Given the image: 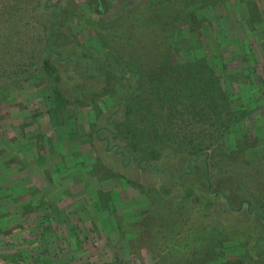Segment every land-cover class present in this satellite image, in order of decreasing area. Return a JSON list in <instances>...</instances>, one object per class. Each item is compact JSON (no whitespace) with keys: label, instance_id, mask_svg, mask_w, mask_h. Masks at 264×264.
<instances>
[{"label":"rangeland","instance_id":"1","mask_svg":"<svg viewBox=\"0 0 264 264\" xmlns=\"http://www.w3.org/2000/svg\"><path fill=\"white\" fill-rule=\"evenodd\" d=\"M136 1L110 0L113 8L103 17H110L115 9L128 7ZM245 1L229 0L227 5L206 11L195 21L192 33L193 38L202 39L205 46L213 45L216 58L225 61L224 69L219 68L220 74L249 72L250 82L256 85L251 93L247 83L239 82L241 74L236 76V82L231 79L232 82L225 85L229 94L232 90V95L240 99L232 101L235 103L230 105L232 108L241 105L240 101L249 102L253 107L246 119L249 123L245 121L246 125H243L246 137L240 134L241 124L232 125L227 129L226 140L232 146L235 140L242 141L243 138L246 148H251L245 152L235 148L230 157H226V149L221 151L224 157L211 158L210 149H203L198 156H190L170 141L158 140L154 145L148 137L141 147L133 150L135 155H142L143 160L128 159L121 163L119 155L105 149L106 146L114 149L118 146L126 153L131 151L129 135L123 131V126H119L124 105L114 104L115 97L125 93L130 80L120 78V81L117 69H111L106 58H98L97 65L89 64L96 72L91 77L88 70L80 73L75 62L51 57L49 63L59 76L57 82L52 81L51 76L43 72L38 55L47 57L41 42L50 21V7L63 4L64 0H47V7L43 6L44 0H22L26 12L21 20H17L26 25L16 32L7 28L10 24L5 22V11L11 10L15 6L13 3L19 4V0H0V36L4 33V39L0 37V72L5 73L0 76V166L4 167L0 181L17 183L15 187L7 186L0 191L6 197L5 202L0 203V222L6 227L15 225L9 234L0 235V264L3 263L2 256L7 252L14 253L16 248L14 259L21 255L24 259L37 255L40 247L29 253L25 251V255L22 253L24 248L27 250L32 246H29L31 240L40 238V232L47 243V254L56 259L53 264L58 261L62 264H161L155 258L159 248L154 242L160 243L162 236L156 239L148 236L142 222L149 204L156 208L161 206L158 202L163 198L156 197L161 192L168 193L165 197L168 202L170 198L176 201L177 206L172 209L179 210L176 216L189 219L197 212L199 217L202 213L207 215L208 223L212 217L217 219V224L224 230L223 257L227 261L221 257L207 264H248L249 259L259 255L262 257H258L255 264H264V240L257 235L256 214H251L257 207L258 198L247 181L249 175L255 174L247 169L248 165L250 169H264V52L258 40L264 39V0H250L253 20L248 14L249 8L245 14L241 5ZM32 11L36 12L32 14ZM84 12L90 16L86 10ZM60 31L63 30H59L55 38V50L67 57H78L77 48L70 46L74 38L67 32L60 34ZM89 32L84 29L79 40L82 46L91 49L95 48V42L89 38ZM5 33L16 39L12 46L15 51L7 46L9 35L5 36ZM204 35L210 41L214 38V43L208 45ZM35 62L37 71H33L28 79H22L23 69ZM12 71L18 72L15 80L6 77L11 76ZM223 81L224 78L222 84ZM53 85L61 89L69 101L63 109L53 107L48 92ZM97 101L104 103L101 110L97 109ZM107 119L111 124L118 123L113 135L108 133ZM91 123L93 128L99 129V139L87 134ZM186 126L195 130L204 124L201 120H192ZM146 127L150 130L166 125L150 122ZM253 147L257 150H252ZM151 149L159 152L158 158L145 155H149ZM250 161L253 163L248 164ZM3 163L9 165L5 167ZM150 163L155 165L154 170L153 166H148ZM109 169L115 177L107 175ZM206 173L210 189L205 182ZM181 175L184 177L179 179ZM8 191L11 193L7 194ZM185 194H189L188 203L179 201ZM42 196L46 199L39 205L37 198ZM26 203L31 207L29 214L22 210ZM192 204L197 208H191ZM45 226L48 229H43ZM175 228L170 226L169 231ZM242 230L247 231L250 238L237 234ZM237 238L242 243L237 244ZM246 251L251 253L249 258L245 257Z\"/></svg>","mask_w":264,"mask_h":264},{"label":"trees","instance_id":"2","mask_svg":"<svg viewBox=\"0 0 264 264\" xmlns=\"http://www.w3.org/2000/svg\"><path fill=\"white\" fill-rule=\"evenodd\" d=\"M44 1L43 6L47 7V0ZM232 1L240 3L243 0ZM228 2L229 0H137L128 7L115 9L112 15L107 18H104L103 14L107 13L112 7L110 0H64L63 4H52V7H50V21L45 26V37L41 42L43 52L47 54V57L43 58L41 53L38 55V59L40 58L41 61L40 66L43 72L48 76L50 75L54 82L59 80V76L49 63L51 57L59 61L75 62L74 64L80 73L90 71L88 75L92 77L96 72L94 73V69H91L89 64L97 65L100 61L98 58L101 57V59H107L111 69H117L120 81L124 78L130 80L124 91L125 93L118 94L115 97L117 100L114 101V104L124 105V116L119 126L120 128L123 126V131L129 135L128 144L130 148L132 147L131 151L126 153L118 146H116V149L106 146L105 149L108 153L119 155L121 163H126L128 159L129 161L130 159L139 158V160H143L144 157L135 155L134 151L141 147L142 141L147 140L148 137L154 145L158 140L170 141L177 149L185 151V154L190 156H198L203 149H210L209 156L211 158L216 155L224 157L221 154L224 149H226V157H230L229 154H233L235 148L238 151L241 149L245 152L244 150L251 148H246L244 145L246 139L243 140L242 138V141L235 140L232 144L233 149L231 143L226 140L227 129L232 125L240 126L241 124L240 134L246 137V129L243 128V125H246L247 121L249 123V120L246 121V119H249L248 112L253 107L251 108L249 102L240 101L241 105L232 108L230 105L235 104L232 101H239L240 99L232 95L234 92L232 90L229 94L225 85L228 81L232 82L231 79H233V83L236 82L238 74L242 75V80L239 82L243 85L248 84L251 93L255 91L256 85L250 82L252 80L249 72L236 71L227 76L222 75L223 73L220 74L222 71L219 72V68L224 69L225 61L216 58L212 50V48L216 50L213 45H210L214 43L212 42L214 38L210 41L209 37L204 35L205 42L210 45L205 46L202 39H198V37H194V39L192 33L195 21L200 18L199 16L211 8L222 7L223 4L227 5ZM13 4L11 10L5 11V22L9 21L10 25L7 28H12L16 32V30L21 31L22 27L26 25L24 23L20 24V21L17 20H21L23 13L26 11L22 5V0H19V4L16 2ZM250 4L253 3L247 0L241 5L244 6L245 14H247L249 8L248 14L252 16L250 17L252 19L254 13H251ZM252 7L255 10L254 5ZM84 10L90 16H86ZM35 12L32 11V14ZM84 29L90 30L89 38L92 42H95V48L90 49L88 46H82L79 37H81V32ZM59 30H63L60 31V34L67 32L68 36L74 38V40L70 39L73 40L70 42V46H72V49L77 48L80 53L78 57H74V55L67 57L55 50V38L58 36ZM7 35L9 34L5 33V36ZM2 36L4 39V33L0 37ZM7 38L8 43L6 44L12 48L13 43L17 41L12 38V35ZM258 40L264 52V39L258 38ZM12 49L14 50V48ZM99 52L101 55H97ZM36 64L35 62L28 68L23 69L22 79H28L33 75V71H37ZM216 64H221V66H216ZM243 70L246 71L245 66ZM4 74L3 71L0 72V76ZM17 74L18 72L12 71V77L10 75L6 77L15 80ZM222 78H224L223 84ZM119 80L117 79L118 83H120ZM48 92L54 109L62 108L68 104V99L58 87L53 85ZM253 101L252 98L251 102ZM96 103L97 109L101 110L104 103L100 101ZM192 120L197 122L201 120L204 127H198L195 130L188 129L186 124ZM107 121L106 123L110 125L108 133L113 135L117 131L116 126L118 123L111 124L108 119ZM150 122L164 124L166 127H153L147 130L146 126ZM98 131L99 129L93 128L91 123L87 134L99 139ZM252 150H257V147H253ZM92 151L94 150L92 149ZM250 152L253 153V151ZM250 152L249 154H251ZM149 153V155L145 154L148 158H158L159 152L157 150L151 149ZM124 158H126L125 161ZM207 163L209 164V162ZM252 163L253 161H250L248 164ZM3 165L6 167L9 164L3 163ZM148 166H153L152 169H155L153 163ZM148 166L145 165V168H148ZM3 168V166H0V172ZM260 168L254 170L250 169L248 165L247 169L255 172V174L249 175L247 181H250L253 195L258 198L257 207L251 210V214H256L257 235L264 240V169ZM107 175L115 177L111 169H109ZM183 177L181 175L178 178L182 179ZM208 180L209 176L206 173L205 182L207 187L209 185ZM125 181L128 182L127 179ZM7 186L12 188L17 186V183L11 180H8V182L0 181V191ZM10 193L8 191L7 194ZM167 194V192L156 194L158 195L156 197L163 198L159 202L154 199L161 206L156 208L157 206L149 204L142 220L143 225L146 226L148 236H152L153 239L162 236L163 240L160 243L154 242V245L159 248L155 255L156 260L161 264H178L179 261L187 264H207V262L209 263L221 257L224 261H227L223 257L225 247L222 236L224 230L217 224V219L212 217L211 222L208 223V219H205L207 215L202 213L199 217L197 212H194V215L189 218L190 220L184 216H176L178 215L176 212L179 210L172 209L177 206V203L172 198H170L171 204L165 200V197L169 196ZM188 196L189 194L185 198L179 199V201L183 200L188 203ZM5 198L0 193V203L5 202L3 200ZM45 199V196L37 198L38 204L42 205ZM196 206L192 204L191 208H197ZM179 207L181 206L179 205ZM22 210L24 214H29L31 207L27 204L22 206ZM14 224L18 227L17 223ZM11 226L6 227L0 222V235L9 234L8 232L15 225ZM170 226H176V228L169 231ZM43 229H48V227L45 226ZM39 234L40 238L36 237V240H31L29 246H32L27 250L24 248L22 253L25 255V251L29 253L40 247L37 255L33 254V258L29 256V259L25 256L26 259L21 258V255V257L14 259L16 248L14 253L9 250L11 253L7 252L6 256H2L3 263L1 264H53L56 259L53 260L47 254L46 240L42 238V232ZM164 234L166 235L163 237ZM237 234L243 235L247 239L250 238V234L244 230ZM239 238H237V244L242 243ZM248 245H250L249 241ZM9 254H12V257H9ZM250 254L246 251L245 257L249 258ZM258 257L261 259L262 256L259 255ZM257 258L249 259L248 264H255ZM262 261L264 262V260ZM55 263L62 264L60 261Z\"/></svg>","mask_w":264,"mask_h":264},{"label":"water","instance_id":"3","mask_svg":"<svg viewBox=\"0 0 264 264\" xmlns=\"http://www.w3.org/2000/svg\"><path fill=\"white\" fill-rule=\"evenodd\" d=\"M208 187H209V185H208Z\"/></svg>","mask_w":264,"mask_h":264}]
</instances>
